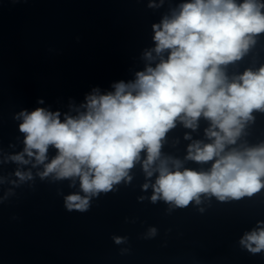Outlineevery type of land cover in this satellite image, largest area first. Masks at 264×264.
Returning <instances> with one entry per match:
<instances>
[{"label": "clouds", "instance_id": "obj_1", "mask_svg": "<svg viewBox=\"0 0 264 264\" xmlns=\"http://www.w3.org/2000/svg\"><path fill=\"white\" fill-rule=\"evenodd\" d=\"M152 28L155 47L145 52V58L154 59V51L160 60L155 67L137 72L134 82L120 81L107 94L94 89L82 106L86 111L66 115L63 121L59 111L42 107L21 111L16 117L23 118L19 131L24 134V149L8 159L26 165L34 158L33 167L43 165L37 173L42 180L78 178L84 195L64 198L69 212H87L93 197L112 192L121 182L130 183L137 163L148 178L159 173L151 185L153 203L163 200L184 208L193 201L199 204L201 195L224 202L264 190V143L243 150L229 148L255 119L253 113H264V66L231 80L225 72L264 33V2L190 0ZM200 118L210 122L206 136L211 142H193L185 158L212 162L211 168L181 170L179 160L162 157L166 135L177 122L196 130ZM185 139L191 137L186 134ZM49 147L56 155L45 163ZM15 175L20 181L32 179L30 171L17 170ZM142 187L147 190L149 184ZM150 231L155 234V229ZM115 242L121 243L122 238L116 237ZM240 243L250 253H260L264 228L246 234Z\"/></svg>", "mask_w": 264, "mask_h": 264}]
</instances>
